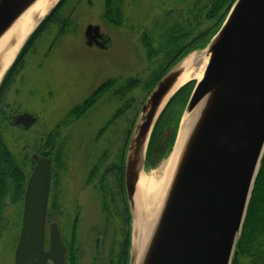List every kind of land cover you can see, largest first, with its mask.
Segmentation results:
<instances>
[{
    "label": "water",
    "instance_id": "obj_1",
    "mask_svg": "<svg viewBox=\"0 0 264 264\" xmlns=\"http://www.w3.org/2000/svg\"><path fill=\"white\" fill-rule=\"evenodd\" d=\"M37 1L0 0V42ZM61 1H52L11 62L1 54L0 86L27 41ZM85 36L89 46H109L110 39L99 25L89 24ZM15 44L16 37L11 36L4 52ZM197 53L206 60L204 69L200 78L192 79L196 81L172 152L183 116L194 114V119L138 256L135 195L146 167L150 138L169 101L192 81L173 91L187 68L186 61ZM38 119L33 113L22 112L12 122L28 130ZM263 156L264 0H236L210 41L188 52L161 77L132 130L124 174L132 220L128 264H232ZM32 160L37 163L26 186L14 264H67V247L57 222L49 226L46 249L53 158L33 154Z\"/></svg>",
    "mask_w": 264,
    "mask_h": 264
},
{
    "label": "rangeland",
    "instance_id": "obj_2",
    "mask_svg": "<svg viewBox=\"0 0 264 264\" xmlns=\"http://www.w3.org/2000/svg\"><path fill=\"white\" fill-rule=\"evenodd\" d=\"M187 2L125 0L123 25L117 27L103 19L104 0H69L60 15L62 20H69L68 27L62 32L63 25L58 19L51 22L19 63L5 90L0 107V134L19 159L24 155L25 145H29V156L32 155L41 146L40 141L45 142L48 134L60 125L58 137L64 141V153L60 151L61 162L52 165L57 175L55 178L52 176L49 211L52 213L51 220L57 222L65 237L71 239L76 208L81 207L78 237L73 242L74 256L78 255L75 264H110L112 251L118 249L123 231L127 228L129 231L132 220L126 226L125 221L115 217L120 215L118 209L122 207V202L119 199L115 201V219L107 224L98 193L93 184L85 185V179L104 151L108 159L101 167L102 172L108 166L110 169L118 164L128 136L130 139L129 131L134 129L142 106L153 90L152 87H146V83L164 66L163 54L152 58L147 56L142 36L149 35L153 45L157 46L166 24L182 19L181 9ZM89 24L99 25L109 37L107 48L87 44L85 30ZM190 24H194V21ZM213 26L214 21L206 20L200 29L207 30ZM193 30L196 35L198 30ZM131 77L140 79L141 84L126 97L127 101L132 99L130 108L110 124L117 109L127 103L126 100L118 103L113 93L104 96L84 117L77 120L69 117L72 108L82 103L100 85L117 79L116 89ZM195 81L189 82L193 83L191 91ZM181 101L176 98L162 117V121L168 117L171 129L185 109L186 102ZM22 112L33 113L39 118L29 130L11 123L13 116ZM172 150L155 166L146 164L142 175H154ZM117 181V176L110 172L105 183L116 191ZM55 200L60 206L58 211L52 203ZM17 206L10 197L7 198L4 216L9 221H14ZM49 223L46 249L49 247ZM15 228H12L13 234L10 230L0 239V264H14L17 245Z\"/></svg>",
    "mask_w": 264,
    "mask_h": 264
},
{
    "label": "trees",
    "instance_id": "obj_3",
    "mask_svg": "<svg viewBox=\"0 0 264 264\" xmlns=\"http://www.w3.org/2000/svg\"><path fill=\"white\" fill-rule=\"evenodd\" d=\"M68 1L69 0H62L25 44L16 62L8 71L0 86V107L4 100L5 90L10 84L17 66L22 61L28 50L34 45V42L38 36L45 31L51 22L57 19L63 25L60 31L63 32L64 28L68 27L70 23L69 20H62L60 16ZM235 1L236 0H188L185 6L181 9L184 14H182V19L169 25L166 24V27L161 34L160 42L157 46L153 45L152 38L149 37V35L144 34L142 36V42L144 43V47L147 50V56L150 58L157 57L159 54H163V56H165L163 68L160 71H157L155 75L153 74L151 80L146 83V87L154 88L161 77H163V75L183 56L192 50L204 47L221 27L225 17L227 16L231 6ZM124 2L125 0H104L103 19L113 26L119 27L123 25L125 16ZM206 20L214 21V26L207 30L200 29V25ZM191 21H194L196 26H194V24H190ZM192 27L198 30L196 35H194V30ZM117 83V79H111L100 85L82 103L72 108L69 113V117H73V120L84 117L97 105V103L101 101L104 96L109 93H113V97L116 98L118 103L126 99L128 100L126 97L141 84V80L136 77H131L121 86L114 89ZM191 84H187L182 87L172 97L165 110L159 117L150 138L147 151V165L155 166L161 158H163L170 150H172L176 140L180 118L184 109L182 110L181 116L178 118L176 125L172 129L169 127L168 117L165 118L164 121H162V117L166 111L170 109V106H172L176 98L177 101H180L181 99L187 103L191 94ZM131 100L132 99L117 109L112 119L109 121V124L110 122H113L115 118L121 116L125 110L130 108ZM59 127L60 125H57V127L48 134L45 142L43 140L40 141L41 146L36 149V152L41 156H52L53 163L56 165L57 163H60L62 159L60 151H64V141L58 137ZM132 129H130L129 135L132 133ZM101 132H103V130ZM128 143L129 136L125 146L121 150L118 164L114 163L116 165L110 169H108L110 167L108 166L104 170V174L101 175L100 181L98 182L99 184L96 182L94 185V187L97 189L96 191L100 199V205L102 206L103 211L106 213L107 224L115 219L113 218L115 216V206L113 205L116 204L114 201L115 195L117 196L116 201L119 199L122 204H124V206L121 204L122 207L118 209V211H120V215L117 212L118 215L115 217H118L121 221H125L126 226H129V222L131 220L127 198H124L123 193L125 157ZM61 144H63V147H61ZM106 154L107 152L104 151V154L99 157V161L93 166L92 170L87 176L88 182L95 180L96 176L100 173V168L104 166L108 159ZM24 156L25 152L23 157L19 159L17 155L10 150L3 135L0 134V239L4 235H7L6 233L11 232L12 228L16 227L17 230H15V237L16 242H18V232L20 231L18 228L21 227V217L23 215V198L25 195L28 178L33 169L31 160H27ZM110 172L114 173L118 179V189L116 191L112 190L105 183V178L108 176V174H110ZM55 174L56 172L52 170L53 178H55ZM8 197H10L14 204H18L14 221H9L4 216V207ZM57 202V200L52 201L56 211L60 209V206L57 204ZM80 208V206H77L76 208V216L72 224L71 239L70 237H65V235L63 236V241L68 247L66 261L71 264H75L76 259H78L77 254L74 256L73 242L75 243L76 238L78 237L77 230L80 221ZM49 215H52L51 211H49ZM127 231L128 228L123 231V237L119 241L118 249L114 248L115 252L112 251L113 257L111 258L110 264H128L131 243L130 228L129 233ZM66 236H69V234ZM232 264H264V156L253 189L243 231L238 240L233 256Z\"/></svg>",
    "mask_w": 264,
    "mask_h": 264
},
{
    "label": "bare ground",
    "instance_id": "obj_4",
    "mask_svg": "<svg viewBox=\"0 0 264 264\" xmlns=\"http://www.w3.org/2000/svg\"><path fill=\"white\" fill-rule=\"evenodd\" d=\"M52 1L53 0H38L26 12L21 20H19L15 28L3 38L0 42V56L3 54V60L7 59L10 62L12 61L15 54L20 49L22 41H24V39L39 23ZM11 36L16 37V44L7 52H4ZM205 61L206 60L202 57V53L192 55L190 59L186 61L187 68L180 76L177 84L173 88V91L194 78H200L204 69ZM199 62H202L200 66H198ZM193 119L194 114L183 116L181 129L174 151L161 165L160 169L156 171L154 175L145 177L141 174L139 178L135 195L136 222L139 229V235L136 240V252L138 256L142 253L147 237L155 223L156 216L158 215L161 207V201L163 200L176 164L179 148L182 145V141L189 130Z\"/></svg>",
    "mask_w": 264,
    "mask_h": 264
},
{
    "label": "flooded vegetation",
    "instance_id": "obj_5",
    "mask_svg": "<svg viewBox=\"0 0 264 264\" xmlns=\"http://www.w3.org/2000/svg\"><path fill=\"white\" fill-rule=\"evenodd\" d=\"M14 117V116H13ZM25 151V158H29L30 160H31V162H32V164H33V168L35 167V165H36V163H37V161L35 160V161H33L32 160V156H29V152L27 151V148L26 149H24ZM33 154H37V155H39V156H41L39 153H37V152H35V153H33ZM32 154V155H33ZM33 170V169H32ZM105 170V169H104ZM104 170H103V172H104ZM102 171H101V168H100V173L96 176V179L95 180H93L92 182H88L87 180H88V177H86V179H85V185L86 186H88V185H91V184H93V188H94V190L96 189L95 187H94V185L96 184V182L98 183L99 181H100V178H101V175L102 174H104L103 172L101 173ZM105 180H107V177L105 178ZM99 184V183H98ZM123 193H124V198L126 199L127 197H126V190H125V176H124V178H123ZM97 190V189H96ZM121 198H122V196H121ZM50 199H51V195H50ZM117 200V196L115 195V200L114 201H116ZM99 203H100V199H99ZM116 203V202H115ZM123 206H124V204H122ZM52 215H49V212H48V214H47V223H49V225L53 222L52 220H51V217ZM128 233H129V231H127ZM61 234H62V238H63V236H64V234L61 232ZM63 240V239H62ZM64 242V241H63ZM64 244L66 245V247H67V244L64 242ZM67 250H68V247H67ZM49 264H52V262H50L49 261Z\"/></svg>",
    "mask_w": 264,
    "mask_h": 264
}]
</instances>
